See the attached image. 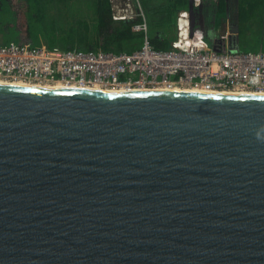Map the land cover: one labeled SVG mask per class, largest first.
<instances>
[{"label": "water", "instance_id": "water-1", "mask_svg": "<svg viewBox=\"0 0 264 264\" xmlns=\"http://www.w3.org/2000/svg\"><path fill=\"white\" fill-rule=\"evenodd\" d=\"M0 264H264V95L0 85Z\"/></svg>", "mask_w": 264, "mask_h": 264}, {"label": "built area", "instance_id": "built-area-1", "mask_svg": "<svg viewBox=\"0 0 264 264\" xmlns=\"http://www.w3.org/2000/svg\"><path fill=\"white\" fill-rule=\"evenodd\" d=\"M114 22L138 21L143 46L133 52L63 50L10 43L0 46V81L99 91H179L264 95V52H218L179 13L170 48L153 45L138 0H110ZM182 27L185 35L182 36Z\"/></svg>", "mask_w": 264, "mask_h": 264}, {"label": "rangeland", "instance_id": "rangeland-1", "mask_svg": "<svg viewBox=\"0 0 264 264\" xmlns=\"http://www.w3.org/2000/svg\"><path fill=\"white\" fill-rule=\"evenodd\" d=\"M29 9V13L22 15L29 19L28 29L30 34H33L35 38L34 46L42 43L52 45H62L69 41V38L73 36V33L79 34V37L83 36L85 39H90L93 32H96L97 28V15L94 12L96 8V0H23ZM163 0H159V2ZM258 2V3H257ZM239 7H244L242 15L246 14L250 10L248 23H242L243 41H247V44L241 45L238 52H264V25L260 23L259 12L262 9L264 11V0H239ZM144 6L145 4L142 3ZM0 6V19H11V15L8 11V7L5 5L1 9ZM24 6H15V9L21 11ZM171 12L173 7L168 4H164L162 8ZM203 7V5H202ZM201 7L196 6L195 12L199 13ZM252 9V10H251ZM201 17V16H199ZM175 16L172 17V24L175 28L176 20ZM8 23V22H4ZM164 23V22H162ZM17 25V24H15ZM13 26V25H12ZM80 28L85 29L82 31ZM3 29L7 31H3ZM9 30V31H8ZM162 27L151 29V36L162 37L171 45L174 36L170 37ZM86 33V34H85ZM16 32L13 29L2 27L0 25V40L4 37L15 36ZM142 36V34H140ZM175 35V34H174ZM144 38V37H143ZM4 46V45H0ZM143 46V40H142ZM133 47L127 46L124 50L126 52ZM60 48V47H59ZM142 48V47H141ZM139 48V49H141ZM137 49V50H139ZM136 51V50H135ZM224 52V51H223ZM234 52V51H231Z\"/></svg>", "mask_w": 264, "mask_h": 264}, {"label": "crops", "instance_id": "crops-1", "mask_svg": "<svg viewBox=\"0 0 264 264\" xmlns=\"http://www.w3.org/2000/svg\"><path fill=\"white\" fill-rule=\"evenodd\" d=\"M72 1V0H71ZM139 4L143 10V12L146 15L147 22L149 24V28H151L150 24L151 22H163L165 20V14L163 13L164 9L162 6L164 4L171 5L173 2L172 0H163V2H159V0H138ZM189 3L187 4V7H180L175 9L173 12V16H175L176 24L177 19L179 16V13L188 11L189 12V4L190 0H188ZM205 5L198 4L201 9H199V13H196V24L195 28L193 29L194 32H196L203 41L208 44L210 47H212L214 50H216L217 47H219L224 52H231V51H239L241 45L247 44V41H243L242 35V23H248V17L240 18L237 15V11L239 9V0H223V6H219V0H204ZM4 8L6 3L10 2L13 4V6L16 4V6H24L21 11L8 7V11L10 12V20L9 19H0V25L2 27H7L10 29H14L17 27H22L23 32H16L18 36H8L4 37L0 40V45H8L10 43H17V44H31L33 45L35 42V38L33 34H30L28 29V22L29 19L23 17L22 15H25L26 13H29V9L26 6L25 2L23 0H0V6ZM110 2V1H109ZM144 3L145 6L142 4ZM194 3H198L197 0H194ZM103 4L100 0H96V8L94 12L98 16V10ZM111 4V3H110ZM196 8V6H195ZM201 16V17H199ZM260 18V17H259ZM8 22V23H4ZM260 23L262 24L261 20ZM17 24V25H15ZM13 25V26H12ZM263 25V24H262ZM3 31H7L3 29ZM9 31V30H8ZM22 35V36H21ZM151 36V29L149 33ZM47 46V44L42 43L40 45H37V47ZM58 47V46H56ZM50 48V47H48ZM55 48V47H53ZM217 51V50H216Z\"/></svg>", "mask_w": 264, "mask_h": 264}, {"label": "trees", "instance_id": "trees-1", "mask_svg": "<svg viewBox=\"0 0 264 264\" xmlns=\"http://www.w3.org/2000/svg\"><path fill=\"white\" fill-rule=\"evenodd\" d=\"M171 7H173V11L180 7H187V4L189 3L188 0H172ZM198 3H195V6H198V4L205 5L204 0H197ZM256 1V0H255ZM258 3V2H257ZM240 4V3H239ZM16 4L14 5V7ZM219 6H223V0H219ZM167 8V7H166ZM252 10V9H251ZM17 11V9H16ZM99 14L97 16V28L96 32H93V35L90 39H85L83 36L79 37V34L73 33V36L69 38L68 42L61 43L62 45H58L63 50H82V51H104V52H114V53H121L126 52L125 47L133 45V47L128 50L127 52H133L139 48L142 47V40H143V34L136 33L133 31V26L138 23V21H131V22H114L112 19V11H111V4L109 1H106V3L101 4L99 10ZM169 12L167 9H164L163 13L165 14V20L162 22H151L150 29H154L157 27H162L165 29V32L170 35L172 34L174 36L175 40L176 38V25L175 28L172 24V18L173 12ZM241 12H244V7L238 9L237 15L239 19L248 17L250 10L248 12H245L246 14L242 15ZM260 20L262 24L264 25V11L263 6L262 9L259 12ZM82 31H85V29L80 28ZM13 31L15 32H23L22 27L14 28ZM164 32V34H165ZM86 34V33H85ZM175 34V35H174ZM16 36L17 33H16ZM22 36V35H21ZM153 45L158 49H169V43H167L165 40H162V37H156L153 36L151 38ZM172 43V42H171ZM46 44V43H45ZM22 45H26L29 47H37L23 43ZM40 45V44H39ZM48 47L53 48L57 45L47 44ZM218 52H223L219 47L216 48ZM235 53V52H232Z\"/></svg>", "mask_w": 264, "mask_h": 264}, {"label": "bare ground", "instance_id": "bare-ground-1", "mask_svg": "<svg viewBox=\"0 0 264 264\" xmlns=\"http://www.w3.org/2000/svg\"><path fill=\"white\" fill-rule=\"evenodd\" d=\"M185 27H182V36L184 37L185 35ZM0 85H9V86H21V87H35L38 89H76V88H67V87H43V86H38V85H27L24 83H16V84H9V83H5V82H1L0 81ZM100 89H97V91H99ZM109 93H113V94H122V93H126V91H111Z\"/></svg>", "mask_w": 264, "mask_h": 264}, {"label": "flooded vegetation", "instance_id": "flooded-vegetation-1", "mask_svg": "<svg viewBox=\"0 0 264 264\" xmlns=\"http://www.w3.org/2000/svg\"><path fill=\"white\" fill-rule=\"evenodd\" d=\"M5 1V0H4ZM10 1H13V0H10ZM17 1V0H16ZM21 1V0H18V2ZM101 2L103 3H106V1H110V0H100ZM3 4V2H2ZM6 6L7 7H11V8H14L13 4H11L10 2L6 3Z\"/></svg>", "mask_w": 264, "mask_h": 264}]
</instances>
